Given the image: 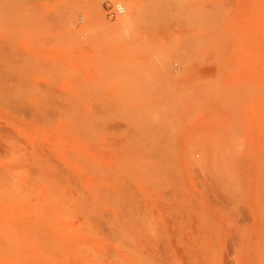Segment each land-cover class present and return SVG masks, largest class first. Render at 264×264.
Returning a JSON list of instances; mask_svg holds the SVG:
<instances>
[{
	"label": "rangeland",
	"instance_id": "rangeland-1",
	"mask_svg": "<svg viewBox=\"0 0 264 264\" xmlns=\"http://www.w3.org/2000/svg\"><path fill=\"white\" fill-rule=\"evenodd\" d=\"M0 264H264V0H0Z\"/></svg>",
	"mask_w": 264,
	"mask_h": 264
},
{
	"label": "built area",
	"instance_id": "built-area-1",
	"mask_svg": "<svg viewBox=\"0 0 264 264\" xmlns=\"http://www.w3.org/2000/svg\"><path fill=\"white\" fill-rule=\"evenodd\" d=\"M123 11H124L123 5L121 3H116V4L111 5L108 8V15L110 17H114L117 14H121ZM79 18H80V21H82V16L81 15H80Z\"/></svg>",
	"mask_w": 264,
	"mask_h": 264
},
{
	"label": "bare ground",
	"instance_id": "bare-ground-1",
	"mask_svg": "<svg viewBox=\"0 0 264 264\" xmlns=\"http://www.w3.org/2000/svg\"><path fill=\"white\" fill-rule=\"evenodd\" d=\"M128 13H124V11L122 12V13H124L122 16H121V22L125 25V24H127V23H129V21H130V19H131V16H132V12H133V8H131L130 9V11H127ZM135 12V11H134ZM121 13V14H122ZM82 16V15H81ZM82 21H83V19H82ZM121 23V24H122Z\"/></svg>",
	"mask_w": 264,
	"mask_h": 264
}]
</instances>
